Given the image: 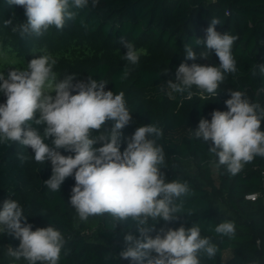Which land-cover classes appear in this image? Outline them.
<instances>
[{
  "label": "trees",
  "instance_id": "16d2710c",
  "mask_svg": "<svg viewBox=\"0 0 264 264\" xmlns=\"http://www.w3.org/2000/svg\"><path fill=\"white\" fill-rule=\"evenodd\" d=\"M70 10L75 16L66 19L64 25L101 36L115 45L123 39L143 50L139 62L133 65L124 58L126 48L121 43L123 50L115 51L113 60L103 59L87 65L81 80L87 82L89 77L102 80L107 84L105 91L124 93L132 120L122 129L121 152L136 128L155 125L162 135L149 138L163 148L164 164L160 170L165 182L175 180L188 185L187 194L174 198V203L182 205V212L177 214L179 219L167 223L160 219L151 235L154 237L162 227L175 230L181 226L186 229L198 226L201 238H208L217 248L211 258L201 251L200 264H264L261 177L264 157L256 156L239 173L232 175L227 166L220 165L215 154L209 152L212 142L196 138L192 131L201 118L211 121L214 111H228L225 101L230 99V89L241 91L252 103L264 108V75L257 67L264 64V0H98L95 6L93 0H88L86 7ZM213 18L221 20V24L216 25L218 32L238 36L232 46L237 71L225 74L217 96L196 86L191 89V97L187 92H172L167 82H175V72L181 63L219 65L214 50L195 44L196 39L206 38V29ZM7 20L11 23L6 24ZM25 23L23 6L0 0V32L19 29ZM8 41L10 39L6 44ZM74 43L71 39L65 47L59 48L65 58L76 47ZM186 46L197 53V60L185 59ZM32 47V44L27 46L23 52L28 53ZM35 48L45 46L40 44ZM204 51H208L207 58L200 59L199 53ZM14 69L27 70V67L19 69L8 65L0 73L7 77ZM6 99L0 92V104ZM113 124L107 121L101 132L110 130ZM32 127L42 134L46 125L32 123ZM260 130L264 131V120ZM91 135L95 137L99 133L93 131ZM52 139L45 142L51 146ZM100 146L97 143L93 147ZM59 151L65 156L75 155L64 149ZM51 175V162H36L30 147L18 142L0 144V210L5 201L16 200L33 231L50 225L60 231L65 244L58 264H131L130 260H122L119 253L127 246L126 234L139 236L135 222L130 219L117 222L107 213L81 220L69 202L76 184L74 174L65 179L57 192H52L44 183ZM250 193L258 195L247 199L245 196ZM221 222L234 223V234L216 233L215 228ZM19 243V239L4 233L0 226V264H28L23 258L16 260L9 255V247L18 248Z\"/></svg>",
  "mask_w": 264,
  "mask_h": 264
},
{
  "label": "clouds",
  "instance_id": "9594fccd",
  "mask_svg": "<svg viewBox=\"0 0 264 264\" xmlns=\"http://www.w3.org/2000/svg\"><path fill=\"white\" fill-rule=\"evenodd\" d=\"M97 2L93 0V6ZM7 3L23 6L27 17V23L13 31L40 36L50 26L62 29L65 20L75 16L70 8H84L88 0H71V5L70 0H7ZM217 24L221 20L213 18L206 29V38L196 39L195 44L214 50L219 65L181 63L175 72V82H167L172 92H187L191 97V89L196 86L217 96L225 74L237 71L232 46L238 36L218 32ZM121 43L126 48L124 58L137 64L143 50L123 39ZM185 53L186 60H197L192 47L186 46ZM207 55L208 51L199 53L200 59H206ZM55 64L50 55H40L27 64V70L14 69L7 77L0 73V92L7 97L0 104V144L18 142L32 149L36 162L50 161L52 175L44 183L52 192L60 191L65 179L74 174L76 184L69 202L81 220L107 213L117 222L129 219L135 222L139 236L131 233L124 236L127 246L119 253L122 260H130L131 264H200L201 251L209 258L214 257L217 248L208 238H201L198 226L175 230L162 227L154 237L151 235L160 219L166 223L179 219L177 214L182 212V205L174 203V198L189 191L187 183L165 182L160 170L164 164L163 148L149 138L162 135L161 129L155 125L136 128L121 152L122 129L132 120L124 93L105 91L107 84L91 77L87 82L75 80L73 75L57 80ZM257 67L264 75V64ZM229 95L230 99L225 101L228 111H214L211 121L201 118L192 131L196 138L212 142L209 152L235 175L256 156L264 157V131L260 130L264 108L252 103L241 91L230 89ZM107 121H113V126L101 132ZM32 123L46 125L43 133L33 128ZM93 131L99 135L93 137ZM49 138H53L51 146L45 142ZM97 143L102 146L93 147ZM60 149L75 155H62ZM0 226L4 233L20 241L18 248L9 247V255L16 260L58 264L65 244L61 232L51 225L33 231L16 200L4 202ZM234 231L232 222H221L215 228L216 233L227 236Z\"/></svg>",
  "mask_w": 264,
  "mask_h": 264
},
{
  "label": "rangeland",
  "instance_id": "374dc122",
  "mask_svg": "<svg viewBox=\"0 0 264 264\" xmlns=\"http://www.w3.org/2000/svg\"><path fill=\"white\" fill-rule=\"evenodd\" d=\"M7 39H10L8 44H6ZM71 39H74L76 47H73L65 58L59 48L65 47ZM114 43L104 40L101 36L75 30L67 24L62 29L49 27L40 36L32 33L21 35L19 30H5L3 34L1 30L0 70L8 65L24 69L32 59L40 55H50L56 61L53 71L57 74V80H63L68 75H73L75 80H81L83 70L87 65L103 59L113 60L114 52L123 50L121 42L118 41L117 45ZM29 44H32V49L28 53L23 52L27 46H30ZM34 44L37 46L43 44L45 48L37 49ZM16 50L23 54L16 53ZM52 95L55 93L53 92Z\"/></svg>",
  "mask_w": 264,
  "mask_h": 264
},
{
  "label": "built area",
  "instance_id": "2783aa9c",
  "mask_svg": "<svg viewBox=\"0 0 264 264\" xmlns=\"http://www.w3.org/2000/svg\"><path fill=\"white\" fill-rule=\"evenodd\" d=\"M261 177H262V181H263V184H264V169L261 171ZM257 193H250V194H247L245 197L247 199H255L257 197Z\"/></svg>",
  "mask_w": 264,
  "mask_h": 264
}]
</instances>
